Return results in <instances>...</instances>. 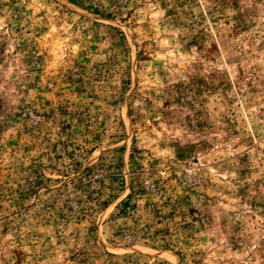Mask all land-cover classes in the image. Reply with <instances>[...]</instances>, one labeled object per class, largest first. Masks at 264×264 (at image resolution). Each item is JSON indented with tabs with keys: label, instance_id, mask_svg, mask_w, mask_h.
Returning <instances> with one entry per match:
<instances>
[{
	"label": "rangeland",
	"instance_id": "374dc122",
	"mask_svg": "<svg viewBox=\"0 0 264 264\" xmlns=\"http://www.w3.org/2000/svg\"><path fill=\"white\" fill-rule=\"evenodd\" d=\"M71 2L0 0V264H264V0Z\"/></svg>",
	"mask_w": 264,
	"mask_h": 264
},
{
	"label": "trees",
	"instance_id": "16d2710c",
	"mask_svg": "<svg viewBox=\"0 0 264 264\" xmlns=\"http://www.w3.org/2000/svg\"><path fill=\"white\" fill-rule=\"evenodd\" d=\"M70 2H71V0H69ZM71 3H73V2H71Z\"/></svg>",
	"mask_w": 264,
	"mask_h": 264
}]
</instances>
